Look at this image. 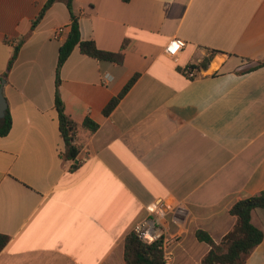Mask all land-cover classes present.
Listing matches in <instances>:
<instances>
[{
    "label": "crops",
    "instance_id": "obj_1",
    "mask_svg": "<svg viewBox=\"0 0 264 264\" xmlns=\"http://www.w3.org/2000/svg\"><path fill=\"white\" fill-rule=\"evenodd\" d=\"M48 1L0 0L12 121L0 136V264H126L127 237L160 202L174 206L172 264H202L211 247L197 233L219 244L233 205L264 191V0H74L83 41L113 53L129 44L122 65L76 47L58 88L72 12L57 0L34 26ZM175 38L187 46L170 58ZM57 91L79 126L75 161L64 158ZM252 223L264 232V210ZM246 264H264V239Z\"/></svg>",
    "mask_w": 264,
    "mask_h": 264
},
{
    "label": "trees",
    "instance_id": "obj_2",
    "mask_svg": "<svg viewBox=\"0 0 264 264\" xmlns=\"http://www.w3.org/2000/svg\"><path fill=\"white\" fill-rule=\"evenodd\" d=\"M56 1L57 0L48 1L41 14L34 21V26H36L41 21L45 13L53 6ZM66 2L70 11L72 12V23L68 39L60 48L57 69V88L60 85V69L76 47L79 46L82 53L96 58L99 61L122 65L125 60V50L129 44V42L126 40L123 43L121 51L113 53L98 49L95 42L92 40L83 41L78 19L73 14L74 0H66ZM17 52L18 49H16L14 56H16ZM203 67L207 68V63H204ZM137 78L138 76L134 77L124 88L122 93L108 104L104 110L105 115H110L112 113V111L119 104L120 100L135 84ZM56 109L58 112L60 134L65 143L64 158L67 161H75L80 153V148L75 145L79 126L68 115L66 106L62 101L58 91L56 95ZM83 126L87 129H90L91 131H96L98 129V125L89 119L85 121ZM11 127L12 121L9 116V112H7L6 118L0 125V136L7 135ZM258 209L264 210V191L255 196L241 200L233 205L230 210V214L236 218V224L219 244H217L206 232H198L197 238L199 241L205 242L211 247L209 253L203 258L202 264H246L248 257L262 243L264 239V232L254 226L252 223V213ZM8 243L9 237L0 234V253L6 248ZM160 246V243L151 245L145 244L134 233L130 234L126 239L125 246L126 264H165L163 251L161 250Z\"/></svg>",
    "mask_w": 264,
    "mask_h": 264
},
{
    "label": "built area",
    "instance_id": "obj_3",
    "mask_svg": "<svg viewBox=\"0 0 264 264\" xmlns=\"http://www.w3.org/2000/svg\"><path fill=\"white\" fill-rule=\"evenodd\" d=\"M66 32L65 28H59L54 35L56 38H61ZM186 46L185 40L175 38L165 46V53L170 58H177ZM185 75L192 78L195 72L191 67H187ZM173 211L174 206L170 203L153 204L148 208L149 215L141 220L133 230V233L145 244H161L165 264L173 263L174 246L177 242L176 237L170 233V214Z\"/></svg>",
    "mask_w": 264,
    "mask_h": 264
},
{
    "label": "water",
    "instance_id": "obj_4",
    "mask_svg": "<svg viewBox=\"0 0 264 264\" xmlns=\"http://www.w3.org/2000/svg\"><path fill=\"white\" fill-rule=\"evenodd\" d=\"M5 81L2 82V85L0 87V119L4 118L7 111V102L3 94Z\"/></svg>",
    "mask_w": 264,
    "mask_h": 264
}]
</instances>
